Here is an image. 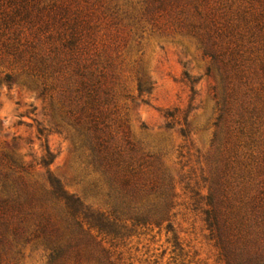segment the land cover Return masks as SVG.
<instances>
[{"label":"trees","instance_id":"obj_1","mask_svg":"<svg viewBox=\"0 0 264 264\" xmlns=\"http://www.w3.org/2000/svg\"><path fill=\"white\" fill-rule=\"evenodd\" d=\"M75 6L72 0H0V57L21 62L19 71L4 74L8 84L19 79L41 94L56 91L49 108L68 121L75 143L88 149L108 184L105 189L95 183L94 189L111 209L84 204L49 169L48 184L30 180L26 165L4 152L0 264H15L29 244L43 247L46 264H113L111 247L121 234L117 213L156 209L148 198L157 188L160 212H167L171 177L146 178L141 163L126 155L110 130L111 89L87 55L91 27ZM147 12L151 18L169 17L198 39L214 88L221 89L216 124H222V137L205 212L221 259L264 264V1L151 0ZM53 159L47 148L42 162Z\"/></svg>","mask_w":264,"mask_h":264},{"label":"rangeland","instance_id":"obj_2","mask_svg":"<svg viewBox=\"0 0 264 264\" xmlns=\"http://www.w3.org/2000/svg\"><path fill=\"white\" fill-rule=\"evenodd\" d=\"M72 1L91 27L87 55L111 89L106 121L114 138L135 164L141 163L146 178L171 177L167 212H160L163 200L157 188L148 198L156 209L117 213L121 234L111 247V261L224 264L205 214L219 160L222 124L216 121L222 93L214 88L210 61L198 39L167 16L151 18V0ZM20 66L0 57V155L11 153L26 165V177L38 183L48 184L49 169L69 194L108 213L107 198L94 189L95 183L107 189L105 178L86 146L75 143L68 121L49 108L56 91L41 94L22 80L8 84L4 79ZM47 148L54 159L44 164ZM15 264H46L43 247L26 245Z\"/></svg>","mask_w":264,"mask_h":264}]
</instances>
